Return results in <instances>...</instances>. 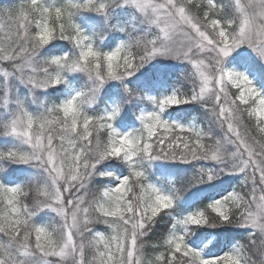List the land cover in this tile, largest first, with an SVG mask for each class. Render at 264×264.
Instances as JSON below:
<instances>
[{
    "label": "snow or ice",
    "instance_id": "obj_1",
    "mask_svg": "<svg viewBox=\"0 0 264 264\" xmlns=\"http://www.w3.org/2000/svg\"><path fill=\"white\" fill-rule=\"evenodd\" d=\"M0 264H264V0L0 4Z\"/></svg>",
    "mask_w": 264,
    "mask_h": 264
},
{
    "label": "trees",
    "instance_id": "obj_2",
    "mask_svg": "<svg viewBox=\"0 0 264 264\" xmlns=\"http://www.w3.org/2000/svg\"><path fill=\"white\" fill-rule=\"evenodd\" d=\"M12 0H0V4L10 3Z\"/></svg>",
    "mask_w": 264,
    "mask_h": 264
}]
</instances>
